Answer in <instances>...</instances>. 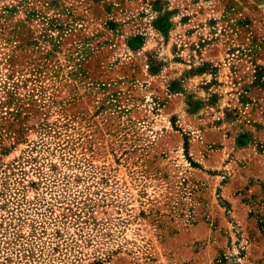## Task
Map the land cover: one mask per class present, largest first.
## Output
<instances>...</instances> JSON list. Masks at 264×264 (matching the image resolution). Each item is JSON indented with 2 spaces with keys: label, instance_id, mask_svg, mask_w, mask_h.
Listing matches in <instances>:
<instances>
[{
  "label": "rangeland",
  "instance_id": "1",
  "mask_svg": "<svg viewBox=\"0 0 264 264\" xmlns=\"http://www.w3.org/2000/svg\"><path fill=\"white\" fill-rule=\"evenodd\" d=\"M0 264H264V0H0Z\"/></svg>",
  "mask_w": 264,
  "mask_h": 264
}]
</instances>
